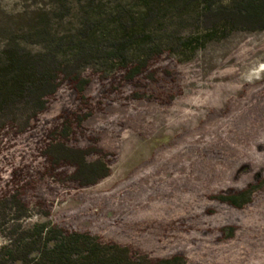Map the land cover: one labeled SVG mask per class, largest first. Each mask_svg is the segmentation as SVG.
I'll return each instance as SVG.
<instances>
[{"label":"trees","instance_id":"16d2710c","mask_svg":"<svg viewBox=\"0 0 264 264\" xmlns=\"http://www.w3.org/2000/svg\"><path fill=\"white\" fill-rule=\"evenodd\" d=\"M24 12L22 17L0 19V154L4 137L29 132L51 98L68 83L83 106L48 133L42 156L54 171L72 169L69 175H59L60 183L83 188L98 185L112 172L102 151L73 143L91 118L89 70L107 79L124 72L127 80L135 81L155 59L170 53L169 46L182 47L192 56L218 35L264 30V0H51ZM188 19L198 26L208 23L209 35L182 38ZM184 81L183 76L174 90L172 85L157 94L153 101L159 106L148 117L171 110L183 95ZM122 93L115 99L124 100ZM244 96L237 105L228 102L223 112H211L202 125L180 132L164 154L139 174L153 180L151 191L144 188L150 203L171 193L193 192L188 202L194 197L197 212L167 222L157 238L160 247L162 239L176 235L189 245L209 244L197 249L200 257L216 254L217 263L231 264L233 251L214 246L219 241L216 227L231 222L244 231L264 229V191L254 198L249 216L234 218L211 202L242 209L251 203L257 186L237 194L218 193L239 189L253 177L264 180V101L260 102L261 91ZM131 125L128 120L125 128ZM118 126L123 127V119H118ZM124 129L112 133L119 135ZM213 210L216 215L208 218ZM39 216L32 220L31 209L18 191L0 197V236L5 240L0 264H188L181 255L153 261L147 254L104 242L90 232L64 229L48 209ZM156 222L141 219L135 225L145 231L157 228Z\"/></svg>","mask_w":264,"mask_h":264},{"label":"rangeland","instance_id":"374dc122","mask_svg":"<svg viewBox=\"0 0 264 264\" xmlns=\"http://www.w3.org/2000/svg\"><path fill=\"white\" fill-rule=\"evenodd\" d=\"M50 1L0 0V19L22 17L25 10H34L36 5ZM185 21L180 34L182 38L204 39L209 35L208 23L198 26L191 19ZM169 51L155 59L148 72L135 81L127 80L124 72L108 79L95 71L87 72L91 81L87 91L91 118L73 143L97 149L108 156L112 167L108 178L85 188L70 182L60 183L59 175H69L72 169L54 171L42 156L48 133L67 114L83 106L72 86L64 83L29 132L4 137L0 154V197L18 191L31 209L33 221L40 217L41 211L48 209L54 222L64 229L90 232L104 242L118 243L134 252L147 254L153 261L181 255L188 264H219L215 261L216 254L197 255V249L207 244L205 242L189 245L183 238L170 235L161 240L164 246L160 247L157 238L167 222L178 215L188 218L197 212L194 197L188 202L193 192L171 193L150 203L144 188L151 191L149 186L153 180L139 174L157 155L164 154L180 132L202 125L213 111H225L228 102L237 105L245 99L244 94L259 91L260 102L264 101V30H236L223 38L218 35L203 43L192 56L178 46H174V50L169 46ZM173 74H176L175 79H171ZM183 76L184 92L174 107L148 117V112L159 106L153 98L172 85L174 90L176 84L182 83ZM120 91L126 96L122 101L115 99ZM118 119H123V127H117ZM128 120L132 125L125 128ZM148 126L154 130L139 129ZM116 128L125 129L118 135L112 133ZM251 186L258 189L253 193L251 203L242 209L217 200L211 202L235 215L234 218L249 216L254 198L264 191V180L253 177L239 189L218 193L237 194ZM140 203L145 206L141 208ZM215 215L213 210L206 216ZM141 219L157 221L154 224L157 228L138 230L135 224ZM215 234L219 237V241L214 242L215 247L233 251L229 263L239 264L240 260L243 264H261L263 228L244 231L235 223L225 222L216 227ZM4 243L0 236V246Z\"/></svg>","mask_w":264,"mask_h":264}]
</instances>
